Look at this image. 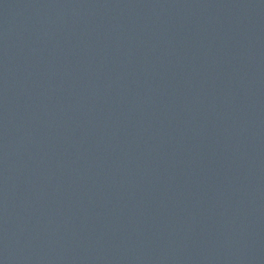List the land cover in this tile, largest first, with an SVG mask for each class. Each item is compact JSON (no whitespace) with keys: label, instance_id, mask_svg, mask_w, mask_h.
<instances>
[{"label":"water","instance_id":"1","mask_svg":"<svg viewBox=\"0 0 264 264\" xmlns=\"http://www.w3.org/2000/svg\"><path fill=\"white\" fill-rule=\"evenodd\" d=\"M17 264H264V0L172 1Z\"/></svg>","mask_w":264,"mask_h":264}]
</instances>
